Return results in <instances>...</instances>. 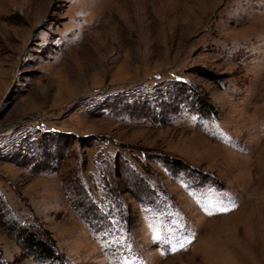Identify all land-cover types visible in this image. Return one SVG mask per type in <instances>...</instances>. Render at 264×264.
<instances>
[{"label": "rangeland", "instance_id": "1", "mask_svg": "<svg viewBox=\"0 0 264 264\" xmlns=\"http://www.w3.org/2000/svg\"><path fill=\"white\" fill-rule=\"evenodd\" d=\"M175 81L220 118L124 111ZM108 100L112 111L88 113ZM55 134L70 138L59 172L0 158V195L66 264H264V0H0V153L43 161ZM127 162L153 207L126 188ZM110 174L132 228L103 239L65 185L78 176L97 187ZM105 192L93 193L106 210ZM0 258L36 264L1 218Z\"/></svg>", "mask_w": 264, "mask_h": 264}, {"label": "trees", "instance_id": "2", "mask_svg": "<svg viewBox=\"0 0 264 264\" xmlns=\"http://www.w3.org/2000/svg\"><path fill=\"white\" fill-rule=\"evenodd\" d=\"M201 75L209 80H215L213 74L209 72L201 73ZM115 107V100L113 102L108 100L103 107L94 106V108L88 110V113L100 116L107 110L112 111ZM124 111H128L127 114L133 115L138 112L139 116L151 122H166L173 113H185L187 111L195 112L209 119L218 120L220 118L218 111L196 92V89L188 81H175L161 84L160 86L156 85L145 93L144 98L140 99L136 106L134 105V107L130 108L128 105ZM51 142V145L48 142L46 145L44 144L45 149L49 145L51 148L49 147L48 153H45L43 161H27L26 156L15 152L10 154L0 153V158L24 167L33 164L34 172L58 173L67 157L70 138L68 135L60 136V134H55V138H52ZM52 149L53 151L55 150L54 155L51 153ZM116 160L120 161V157L116 158ZM162 162L169 167L173 174L185 171L179 163L173 160H162ZM116 166L119 168L117 163ZM124 166L123 179L128 191L138 202L153 207L155 194L146 177L129 162L125 163ZM89 179L90 182L93 180V178ZM96 184L97 187L94 184L93 186H88L86 182L81 181L76 176L71 184H66L65 186L70 198L73 199V207L77 214L95 235H99L103 239L121 238L131 230L132 221L129 218L127 205L117 193L119 184L111 177V174L110 176L106 175ZM100 189L106 191L105 196L109 198L108 200L113 205L106 210L100 203L101 200L97 201L94 196V193L100 191ZM0 218L3 219L6 229L15 237L23 252L30 256L36 264H66L65 257L60 255L49 233L42 229L36 221L28 223L20 217L12 208L6 205L1 195ZM0 264L6 263L0 258Z\"/></svg>", "mask_w": 264, "mask_h": 264}]
</instances>
